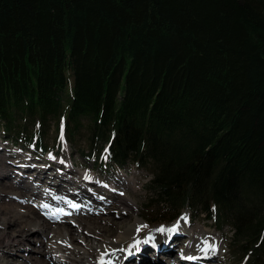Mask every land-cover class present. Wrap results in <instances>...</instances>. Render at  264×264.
<instances>
[{"label": "trees", "instance_id": "1", "mask_svg": "<svg viewBox=\"0 0 264 264\" xmlns=\"http://www.w3.org/2000/svg\"><path fill=\"white\" fill-rule=\"evenodd\" d=\"M84 132L150 174L146 210L201 212L264 264V0H0V136Z\"/></svg>", "mask_w": 264, "mask_h": 264}, {"label": "rangeland", "instance_id": "2", "mask_svg": "<svg viewBox=\"0 0 264 264\" xmlns=\"http://www.w3.org/2000/svg\"><path fill=\"white\" fill-rule=\"evenodd\" d=\"M52 131H53V127L50 132ZM88 138H89L88 132H84L83 136L79 137V140H78L80 145L73 143L72 152H70L69 144L65 141L64 137L62 138L61 141H59L55 135L47 138L48 139L47 146L50 150H54L53 152L60 155V157L64 158L65 161L74 160L75 165L67 164V167L68 168L70 167V168L68 169L64 167L60 171H58V169L56 168L55 169L56 170L55 173H57L56 177L52 178V177L46 176L44 178V181L43 180L40 181L38 178L35 177L34 171L38 167H42V164L37 158L31 155L32 147H31V150L25 149L24 151L20 149L19 146H14L11 143L12 141L11 139L5 136H2V137L0 136V163L4 161L3 163L6 164V160L8 161V164L4 169L0 168V187L7 186V185L4 186L3 183L5 184V183H8L9 181L10 183H12V181H14L16 185L18 184L16 189L19 188L20 190L18 189L16 191H18L20 195L25 196L28 201H29L28 198L30 196L33 197V200H36V196H32V192L29 191L28 187L24 188L23 187L24 185H38L40 181L39 186H31V188H42V183H43L44 186H46L47 188L49 187V189H52L54 192L63 194L61 193L62 191H59V192L57 191L58 189L57 187L60 181L58 176H60L63 173V178H64L63 180H65L68 176L67 181H64L63 183L71 184L70 182H68L71 179H72V183L76 181L81 182L82 178L85 176L84 173H87L88 175L91 173L92 177L88 179H91L95 185L90 184L87 186V188L93 189L94 187H97L98 189H102L108 193L107 195H105V196H108L107 199L104 198V200H101L100 203L102 204L101 207H105L106 209H109L110 212H105V211H103L104 213L100 211L92 212V213H97V215L104 214L103 222L106 224L105 226L106 233H109L110 235H112L111 232L116 229V224H115L116 221L122 220L124 221V223H130V222L135 221L136 219L135 212L138 211L139 216L143 219L142 220L143 223H140L138 226V228L140 227L139 233H141L142 238H147L149 236L152 237V235L154 234L153 230L155 231L156 229L161 228V227L167 228V229L173 228V227L176 228L180 225H184L185 223H187L182 228H184L183 230L189 231L188 225L189 223L191 225V231H189L188 234H186L187 238L184 237L185 232H183L182 229H179L180 231L177 230L173 234V236L170 238V241L168 242V246L162 249L168 253L171 252V254H165V257L164 258L162 257V261H160L159 264H175L177 254H179L181 251L184 254L189 253V252H186L183 248H185L186 246H189L190 244H193L194 234L197 232V230L204 231V232L208 231L207 234H210V236L214 237L217 244H216V251L212 257H214L215 260H218L221 264H239L240 263V261H238L239 257H234L228 248L229 237L231 236V233H232L228 226L220 227L219 225L215 223L214 220H209L208 217L202 214L201 212H195V211L193 212L189 210H187L183 214V217L185 216L187 217L186 221L183 219V217H181L179 221H176L173 224L172 223H162L163 221H161V218L163 220V217H160V215L156 213L154 208H148L146 210V207L144 206L147 200V196H148V188H149L148 182L151 177L150 174L147 171H142L139 169H132V168H131V171H129V174H126L125 172L119 173L120 171L117 170L116 168L114 170L113 168H109L104 171V167L102 168L101 165H97L98 160L96 161L91 160L88 156H85L84 154L81 153L82 150H84V152L89 151V145L87 144ZM3 155L5 159L1 158ZM46 158H48V155ZM46 158L42 157V159H45V160ZM24 160L26 161L28 160L30 164L34 163L35 165V166L34 165L28 166L29 170L31 169V167L34 166L32 170L26 171L28 174L24 173V171L18 165L19 163L22 162L21 164H23L22 166H24L25 165ZM61 161L62 159H59V163H62ZM65 161L63 163H66ZM11 163H13L12 166H11ZM43 164L46 165L47 163H43ZM1 165L2 164H0V166ZM37 170L38 171L42 170V168L37 169ZM6 172H9L10 176H5ZM23 175L24 176L26 175L27 177L24 178V180H22L21 182H19V180L21 179ZM109 177H113L115 179V190L114 191H110L105 186V180L108 179ZM83 182H84V179L82 180L81 183ZM80 184H78L77 186H79ZM86 184H89V183L87 182ZM43 190H46V188H43ZM71 190L76 191L73 188H71ZM43 192L44 191L41 190L40 192H36V193L42 194ZM63 192H66V191H63ZM93 200L94 199H85L83 197L80 198V205H81L80 207L87 210V208L89 207V204ZM14 201H17V202L23 201V198H21L20 196L19 198H17L12 193H9L6 198H0V213L6 214L8 215V217H11L10 212H3L2 204H4L5 202L9 204H13ZM81 210L83 209L80 208L75 214H79L80 212H82ZM82 213H85V212H82ZM36 214L41 215L40 212H36ZM67 217H68L67 221L72 224V228L73 227L76 228L78 226L77 222H75L71 218L70 215ZM191 221L193 222L192 224H191ZM93 224L96 226H99L98 223H93ZM142 225L146 227L142 228L141 227ZM2 228L3 227L0 226L1 230ZM138 228H135V230L137 231ZM6 229L11 234L10 228L7 227ZM22 230L23 229L21 227H17L15 229L16 235H19V233L21 234ZM181 232H183V234ZM192 233H193V236H191ZM86 234L93 235L90 232H86ZM159 234H161V232H159ZM165 234H168V232H166ZM6 238L7 237L5 238L1 237L0 244H2L3 242V245H4ZM41 238H42V235L40 233L32 232L29 234L28 238L24 242L12 243L10 244V246L5 248V251H3V253H0V254L2 255L3 258L5 257L6 260L11 261L14 264H31L34 262L32 259L33 254L39 255L40 253L36 249L39 248L41 252L43 253V249L46 248L47 246V244L45 243L40 244L39 240ZM157 240H161V244H165V241L162 236H159ZM210 240L211 239L207 238L205 241H207L209 244H212ZM205 241H203L202 243L198 239L197 246H199L200 248H203ZM133 244L134 243L129 238H127L126 240L122 242V248H125V249L133 248L135 247ZM144 244H140V249L144 250V252L139 250V252L137 253V256L143 259V261L138 262V264L155 263L151 261L150 258H156V256L154 255L158 256L161 251L157 252L154 246L151 249L150 248L151 243H148L146 245ZM42 253H40L41 259L43 258V259L48 260L47 257ZM130 255L132 256L133 259L136 257V255L133 252ZM202 255H205L203 251L201 253H198V256H202ZM159 258L161 259V257ZM126 259L127 260H124L123 262L124 264H127L130 261L128 260L127 257ZM200 259H204V257H201ZM50 261L53 262V260H50ZM33 264H35V262Z\"/></svg>", "mask_w": 264, "mask_h": 264}, {"label": "bare ground", "instance_id": "3", "mask_svg": "<svg viewBox=\"0 0 264 264\" xmlns=\"http://www.w3.org/2000/svg\"><path fill=\"white\" fill-rule=\"evenodd\" d=\"M1 158L3 159L4 155ZM3 162L0 163L2 164L0 166L1 169H4L8 164L7 160L6 164H4ZM28 163L30 164V162ZM12 165L13 163H11V166ZM50 167H47L48 169L42 168V170L39 171L36 170L40 174L41 180H44L42 178L50 173ZM84 175L85 177L90 176V174L88 175L87 173H84ZM5 176H10V173L6 172ZM85 179L84 182L79 186L73 187V189L76 190L72 191L74 192V194L81 195L86 191V188L84 186ZM3 185L7 186L0 187V198H6L9 193H12L17 198H19V196L23 198V201H14L13 204H9L7 202L2 204L3 212H10L11 217H8V215L6 214L0 213V226L3 227L2 230L0 229V238L7 237L4 245L3 242L2 244H0V253H3V251H5V248L10 246V244L15 242H24L28 238L30 233L37 232L42 235V238L39 240L40 244L45 243L47 244V246L43 249V253L39 248H37L36 250L44 254L48 260L43 258L41 259L40 253L39 255L33 254L32 259L35 264H98L101 254L105 252L108 253V255L105 256V260H111L113 264H123L124 260H127L126 257L128 258V260H130L127 264H138V262L143 261V259L137 256L139 250L144 252V250L140 249V244L143 243V240H141V233L135 230V228H138L140 223H143V219L139 216L138 211L135 212L136 219L133 222L124 223V221L122 220L116 221V229L113 230L111 232L112 235H110L109 233H106V224L103 222L104 214L97 215V213H92L94 211L110 212V210L106 209L105 207H101V205L96 204V202H93L89 206V208H87V210H81L85 213L80 212L79 214H75L80 209L78 202L74 198H72V194L68 193L67 191L63 192L64 190H62L61 193L63 194H59L56 192H52V190L50 189H46L44 190L45 193L37 194L36 192L41 191L40 188L30 187L32 196H36V200H33V197L30 196L28 198L30 201L29 202L25 196L20 195L18 191H16L19 188L16 189L18 184L16 185L14 181H12V183H10V181L5 184L3 183ZM59 188L66 189L63 182L59 183ZM44 205H48V207L45 208L43 207ZM72 205H76V207H72ZM36 212H40L42 216L36 214ZM69 215L75 222H77V230L74 227L72 228V224L67 221V216ZM93 223H98L99 226H96ZM117 223L121 226H119ZM184 225L176 227V231H180L179 229H182L185 234H188V232L191 231V225L190 223L188 225L189 231L183 230L184 228L182 227ZM7 227L10 228L11 234L6 229ZM17 227H21L23 229L21 231V234L19 233V235H16L15 233V229ZM176 231L171 233L168 232V234H165L167 231L161 233L165 244H161V240L155 239L154 245L159 242L162 245V249L166 248L168 246L170 238ZM86 232H90L93 235H87ZM153 232L156 235L159 234V232H157L156 230H153ZM207 232L208 231L204 232L197 230V232L194 234L193 244L186 246L185 249L182 247L186 252L189 253L184 254L183 252H181V254L177 255L180 261L185 262L186 259L193 256L199 258H207L213 254L209 252L207 256H198V253L202 252V248L197 246L198 239L203 243V241L208 238L211 239L210 242L212 244H217L214 237L210 236V234H207ZM191 236H193V233ZM127 238H129L134 243L133 245L135 247L130 249L122 248V242ZM137 240L141 241L139 245L136 244ZM137 248L139 249L138 251L136 250ZM132 252L136 255L134 259L130 255ZM154 256H156V258H150L151 261L160 263L161 259L159 257L161 256ZM4 258L0 254V264H14L13 262L8 261L6 260V258ZM50 260H53V262H51Z\"/></svg>", "mask_w": 264, "mask_h": 264}, {"label": "snow or ice", "instance_id": "4", "mask_svg": "<svg viewBox=\"0 0 264 264\" xmlns=\"http://www.w3.org/2000/svg\"><path fill=\"white\" fill-rule=\"evenodd\" d=\"M85 178L88 179L89 177L86 176ZM43 207L47 208L48 205H44ZM72 207H76V205H72ZM183 219L186 221L187 217L185 216V217H183ZM177 223H179V222H177ZM141 227L143 228V227H146V226L142 225ZM139 231H140V229L138 228L137 232H139ZM156 231L157 232H161V233L167 231V232L171 233V232L176 231V228L173 227V228H170V229H165V228L161 227V228L156 229ZM150 242L153 243V245L155 244L154 238L151 237V236L147 237L143 241V243H145V244H148ZM140 243H141L140 240L136 241L137 245H139ZM136 250L138 251L139 249L137 248ZM201 250L204 252L205 256H207L209 254V252L214 254L215 251H216V245L214 243L213 244H209L207 241H205L204 242V247ZM107 255H108L107 252L102 253L98 264H113V262L111 260H107V261L105 260V256H107ZM189 259H191V257H189Z\"/></svg>", "mask_w": 264, "mask_h": 264}]
</instances>
